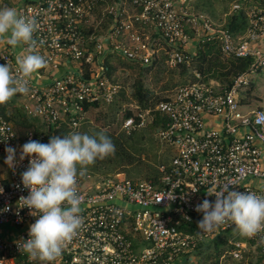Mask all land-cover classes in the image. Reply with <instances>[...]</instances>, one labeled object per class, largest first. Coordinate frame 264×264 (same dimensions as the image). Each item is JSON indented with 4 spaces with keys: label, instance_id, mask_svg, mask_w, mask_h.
I'll return each mask as SVG.
<instances>
[{
    "label": "built area",
    "instance_id": "2783aa9c",
    "mask_svg": "<svg viewBox=\"0 0 264 264\" xmlns=\"http://www.w3.org/2000/svg\"><path fill=\"white\" fill-rule=\"evenodd\" d=\"M190 1L26 0L19 6L21 15L36 21L35 48L23 42V50L44 55L45 67L63 69L48 83L25 78L30 89L24 93L25 110L48 128L66 123L76 131L88 105L115 101L122 87L108 73L107 59L113 54L148 66L165 49L167 64L175 68L191 62L190 43L217 41L224 54L251 63L228 86L195 81L149 108L131 105L134 114L122 125L130 133L152 123L155 113L166 116L157 136L174 150L170 162L158 166V179L78 175L83 223L62 255L50 262L30 258L16 243L28 238L37 217L19 205L30 191L22 183L30 158H19L23 142L0 108V161L9 168V179L0 180V228L17 232L14 237L0 235V264H185L201 243L236 228L227 221L212 232H201L203 213L196 206L205 198L215 201L210 189L230 183L239 191L264 193V108L244 110L241 96L251 85L250 75L264 68V10H247L248 30L236 38L224 23L190 10ZM243 1L232 0L230 13L239 12ZM147 28L155 35H147ZM0 63L22 75L9 48H0ZM196 76L202 78L201 73ZM8 146L17 149L14 167L5 162ZM192 225L196 229L190 231ZM244 236L245 241L231 245V257L244 260L249 242H254L258 256L245 264H264V231Z\"/></svg>",
    "mask_w": 264,
    "mask_h": 264
},
{
    "label": "clouds",
    "instance_id": "9594fccd",
    "mask_svg": "<svg viewBox=\"0 0 264 264\" xmlns=\"http://www.w3.org/2000/svg\"><path fill=\"white\" fill-rule=\"evenodd\" d=\"M36 28L34 18L21 15L15 7H0V35L11 45L32 42ZM44 55L28 50L17 54V72L13 74L8 63H0V104L7 103L17 93H28V80L33 73L47 64ZM115 152V144L104 131L94 134L73 131L63 136L52 135L48 142L30 139L21 146L19 158H30L22 173V183L30 191L22 195L20 207H27L37 219L29 227L27 239L17 241L21 251L30 258L54 261L61 256L68 241L83 223L81 196L77 177L85 166L98 158ZM5 162L14 167L17 149L6 148ZM79 166V167H78ZM215 201L205 198L196 206L203 213L199 221L202 233L212 232L231 221L241 234L253 236L264 231V193L239 191L230 183L210 189Z\"/></svg>",
    "mask_w": 264,
    "mask_h": 264
},
{
    "label": "rangeland",
    "instance_id": "374dc122",
    "mask_svg": "<svg viewBox=\"0 0 264 264\" xmlns=\"http://www.w3.org/2000/svg\"><path fill=\"white\" fill-rule=\"evenodd\" d=\"M110 2L114 0H109ZM201 1L202 4H198ZM251 4L264 10V0H249ZM231 0H211V2L203 4V0H191L189 3L190 10L202 12L211 17L216 23H224L231 11ZM197 4V5H196ZM248 7V5H246ZM101 19V13L96 14V20ZM105 22H109L108 18H104ZM196 43H190L194 46ZM190 52V50H189ZM191 53V52H190ZM111 62L116 66L114 75L115 80L120 84L121 93L110 105H101L99 108L88 111L84 123L78 131L94 134L95 129L113 130L117 129V134L129 135L130 132L123 128L122 115L124 112L136 106L137 101L132 97L133 84L142 72V66L123 59L120 56L112 55ZM167 54L165 49L159 52V63L163 64V73H158L160 64H158L148 76L144 77L147 87L154 93V101L163 97L172 96L176 89L181 85L192 82L191 72L182 73L178 67L171 68L167 64ZM165 63V64H164ZM211 74L206 75L208 78ZM159 76V80L158 79ZM208 76V77H207ZM252 85L248 89L250 97L249 103L243 100L244 110L257 107L264 108V68L250 75ZM220 81L210 77L209 83L216 85ZM15 103L19 107H23L26 102V95L16 94L13 96ZM24 100V101H23ZM12 106V102L9 103ZM40 128L43 132H47V124L39 119ZM159 129L141 127L134 136V151L126 148L131 156L132 163H125L117 169V172L126 175L128 178L144 179L153 177L158 173V166L161 163H168L174 153L172 147L162 145L158 139L157 132ZM132 133V132H131ZM135 152V153H134ZM97 175H104L96 173ZM130 178V179H131ZM245 236L241 234L239 229H231L222 234L214 241H207L191 258L184 260L185 264H245L246 260H253L257 257L255 249H251L245 255V259L238 261L231 257L229 250L232 244L245 241ZM254 246V242H249Z\"/></svg>",
    "mask_w": 264,
    "mask_h": 264
},
{
    "label": "trees",
    "instance_id": "16d2710c",
    "mask_svg": "<svg viewBox=\"0 0 264 264\" xmlns=\"http://www.w3.org/2000/svg\"><path fill=\"white\" fill-rule=\"evenodd\" d=\"M208 2L210 3L211 0H203V4H206ZM249 2H250L249 0L243 1L242 2L243 8L239 12L231 13L230 15H228L227 19L224 22V26L229 31H231V33L236 38L244 36L248 30L249 18L247 16V10L257 7ZM198 4H202L201 1H199ZM246 5H248V7ZM189 55L191 57V62L189 64L186 63L181 64L178 66V68H180L181 72L184 74L191 72L190 77L192 79V82L201 81L206 84H210L209 78L212 77L220 81L222 85L228 86L232 83L233 77L239 73L247 71L251 63V59L249 58H235L229 55H225L221 51L217 41H207L205 43H198V47L195 53H191ZM111 56L112 55H110V57ZM110 57L107 59L109 66L108 73L110 78L113 81L117 82L114 78L116 72V66L113 65V63L110 60ZM158 61L159 58L148 66H144L142 64L137 63L142 66L141 68L142 72L140 73L139 77L135 80L133 84L132 97L137 101V105L142 109H146L149 108L150 106H154L160 100L170 98V96H168L154 101L153 99L154 93L152 90H150L147 87L146 82L144 81V77L148 76L149 73L153 71L158 64H160ZM158 73L160 74L163 73L162 63L160 64ZM197 73H201L202 75L201 79L197 78L196 76ZM208 74L211 75L209 77L207 76L208 78H206V75ZM159 79L160 78L158 76L157 80ZM11 100L12 99H10L5 104H0V108L2 110V114L4 115V117L13 122L14 127L23 144L28 140H30L31 134H33L32 139H39L43 142H48L52 135L63 136L67 133L73 132V130L66 123L61 124L59 127L48 128L47 132H43L40 128L39 119L28 115V113L25 110V107L17 106L14 101H12V106L10 107L9 103ZM99 107L100 106L98 104L88 105L87 111ZM133 114H134V109L128 108L122 115V122H124V120L127 117ZM166 121L167 119L164 114L155 113L154 121L148 124L147 126H144L143 128L149 127L151 129L152 128L159 129L162 125L166 123ZM101 130L104 129H95L94 133ZM137 130L132 131V133H129V135L127 136H125L124 134L121 135L117 134V129H113L112 131L109 129L104 130L111 137L113 143L115 144V152L109 154L104 158H98L94 163L85 166L86 170L84 172H92V173H100V174L108 175L117 172V169L123 164L132 163L130 161L132 155L127 151L126 148L128 147L134 151L135 143L133 141V136ZM42 134L45 135L44 138H41ZM158 177H159V172L157 173V175L153 177H148L144 179H158ZM131 179H135V178H131ZM194 228L196 229V227L192 225L190 231H193ZM205 242L207 241L201 243L200 247L203 246Z\"/></svg>",
    "mask_w": 264,
    "mask_h": 264
},
{
    "label": "crops",
    "instance_id": "0c3cea01",
    "mask_svg": "<svg viewBox=\"0 0 264 264\" xmlns=\"http://www.w3.org/2000/svg\"><path fill=\"white\" fill-rule=\"evenodd\" d=\"M26 0H0V7H15L17 10L19 9V6L24 3ZM147 35H155V32L152 29H145L144 30ZM198 45L195 44L194 46H191L190 50L191 52L195 53L197 50ZM0 48H9L10 50L13 51L15 57L17 54H20L22 52H25L23 50V42L17 44V45H11L8 43V41L4 38L3 35H0ZM226 55V54H225ZM63 72V69H51L49 67H42L39 69L36 73H33L31 75V78L34 81H39V82H44L48 83L50 82L51 79L59 76ZM218 84V82H216ZM17 94H22V93H17ZM24 94V93H23ZM25 95V94H24ZM241 96L243 99H246L247 102L249 101V91L248 89H245L241 92ZM12 101H15V99L12 97ZM24 101V100H23ZM249 103V102H248ZM10 105V104H9ZM11 107V105H10ZM9 179V168L6 164L0 161V180L7 181ZM17 234L16 229L10 228L9 226H5L0 228V235L2 236H9V237H14ZM254 246L249 247V251L253 248ZM254 249V248H253ZM257 252V250H256ZM258 256V254H257Z\"/></svg>",
    "mask_w": 264,
    "mask_h": 264
}]
</instances>
